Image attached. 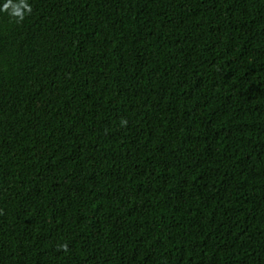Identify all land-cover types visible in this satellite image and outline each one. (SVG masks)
Returning <instances> with one entry per match:
<instances>
[{"label":"trees","instance_id":"obj_1","mask_svg":"<svg viewBox=\"0 0 264 264\" xmlns=\"http://www.w3.org/2000/svg\"><path fill=\"white\" fill-rule=\"evenodd\" d=\"M0 264H264V0H0Z\"/></svg>","mask_w":264,"mask_h":264},{"label":"clouds","instance_id":"obj_2","mask_svg":"<svg viewBox=\"0 0 264 264\" xmlns=\"http://www.w3.org/2000/svg\"><path fill=\"white\" fill-rule=\"evenodd\" d=\"M4 7H5V8H7V7H8V5L6 4ZM14 14H15V15H19V12H18V11H16Z\"/></svg>","mask_w":264,"mask_h":264}]
</instances>
